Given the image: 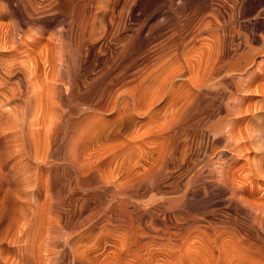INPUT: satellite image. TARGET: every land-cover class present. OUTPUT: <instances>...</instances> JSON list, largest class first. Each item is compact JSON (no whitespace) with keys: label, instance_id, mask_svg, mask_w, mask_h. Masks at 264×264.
<instances>
[{"label":"rangeland","instance_id":"1","mask_svg":"<svg viewBox=\"0 0 264 264\" xmlns=\"http://www.w3.org/2000/svg\"><path fill=\"white\" fill-rule=\"evenodd\" d=\"M263 112L264 0H0V264H264Z\"/></svg>","mask_w":264,"mask_h":264},{"label":"bare ground","instance_id":"2","mask_svg":"<svg viewBox=\"0 0 264 264\" xmlns=\"http://www.w3.org/2000/svg\"><path fill=\"white\" fill-rule=\"evenodd\" d=\"M216 74V72H215V69H214V67L213 68H211L210 69V72L208 73V75H206V77H204L203 78V80L205 81H203L204 83H206V81L207 80H211L212 78H214V75ZM226 78H227V76H226ZM212 82V81H211ZM203 83V84H204ZM203 84H201V85H203ZM211 84V83H210ZM215 84V83H214ZM167 85H168V83H167ZM200 85V86H201ZM207 85V84H206ZM214 86V85H213ZM203 87V86H202ZM211 88V87H210ZM239 88V87H238ZM250 88V87H249ZM200 89V88H199ZM244 90H245V88H244ZM237 91V90H236ZM234 95V94H233ZM231 96H232V94H231ZM10 98V97H9ZM196 100H197V98H196ZM196 100H195V103H196ZM198 101V100H197ZM242 101V100H241ZM99 105V104H98ZM196 105V104H195ZM194 106V105H193ZM99 107V106H97L96 104H94V105H90L87 109L88 110H96L97 108ZM151 107V106H150ZM222 107V106H221ZM220 107V108H221ZM103 108V107H102ZM101 107L99 108V109H102ZM194 108H195V106H194ZM190 110V109H189ZM188 110V111H189ZM193 110V109H192ZM192 110H191V112H192ZM221 110L222 111H225L226 112V115L225 116H222V117H220L218 120H217V122H216V124L215 125H213V124H211L210 126H209V129H210V131H211V133L213 132L214 134H219V136H220V133H222L224 130H228L229 132V134L228 133H226L228 136H230L231 138H233L235 135H236V129H237V127H238V125H239V122L241 123V120L243 119L242 117H240V116H238L237 115V113L240 115L241 113H244V112H241V104H240V102H238V100H237V102H228L227 104H226V106L224 105V107H222L221 108ZM245 110V109H244ZM197 112H196V114H198L199 115V113H200V115H205L204 117H210V113H209V115H208V112H210V110L209 109H206V110H196ZM94 112H97V111H94ZM98 112H100V111H98ZM150 112V111H149ZM186 113H188V112H186ZM250 113V112H249ZM264 113V112H263ZM97 114V113H96ZM95 114V115H96ZM185 114V113H184ZM191 114V113H190ZM195 114V115H196ZM237 116H236V115ZM244 114H246V113H244ZM94 115V113H93V116H95ZM187 115V114H186ZM253 116H261V115H255V114H252ZM187 116H189V115H187ZM186 116V117H187ZM193 116V115H192ZM191 116V117H192ZM90 117H91V115H90ZM185 117V115L182 117V119ZM120 118V117H119ZM121 118H122V116H121ZM250 118V117H249ZM123 120V119H122ZM186 120V119H185ZM184 120V121H185ZM117 121V120H116ZM119 121V120H118ZM187 121V120H186ZM189 121V120H188ZM124 123H125V121H123ZM249 122V121H248ZM252 122V121H251ZM114 123H115V121H114ZM122 123V122H121ZM185 123V122H184ZM188 123V122H187ZM247 123V122H246ZM254 123H255V119H254ZM118 123H116V125H117ZM256 125H252L250 128H251V130H253L252 132H247V135H246V138L248 139V141H245L244 143H243V141H242V143H240V144H237V142H235L234 144H235V152H238V153H240L241 154V156H245V154H243L244 153V151L246 150V149H248L249 147L250 148H252L250 145H252V146H254V148H256V149H258L259 151H260V162H263V160H264V115L258 120V121H256V123H255ZM114 125V124H113ZM119 125V124H118ZM118 125L116 126V127H114V129L116 130V132H117V128H118ZM121 125H123V124H121ZM213 125V126H212ZM113 128V127H112ZM112 128H111V130H112ZM122 128V127H121ZM183 128V127H182ZM249 128V127H248ZM114 130V131H115ZM122 130V129H121ZM250 130V129H249ZM250 130V131H251ZM120 131V130H119ZM118 131V132H119ZM246 131V130H245ZM224 132H226V131H224ZM223 132V133H224ZM246 133V132H245ZM225 134V133H224ZM223 134V135H224ZM225 134V135H226ZM28 135V134H27ZM111 135H113V133L111 134ZM115 135V134H114ZM118 135V134H117ZM242 135V134H241ZM240 135V136H241ZM227 136V137H228ZM236 137V136H235ZM218 138V137H217ZM231 138H230V140H231ZM240 138V137H239ZM238 138V139H239ZM242 138V137H241ZM228 139H229V137H228ZM236 139V138H235ZM243 139V138H242ZM24 141V140H23ZM230 143V142H229ZM234 153V152H233ZM238 155V154H237ZM235 156V155H234ZM245 162H244V165H247L248 166V168H250V169H252L251 167V160L249 159V158H246L245 157V160H244ZM264 166V165H263ZM211 169V168H210ZM201 173V172H200ZM212 175V174H211ZM226 175V174H225ZM209 176V175H208ZM227 177V176H226ZM237 177V176H236ZM236 177H234V178H236ZM239 177H241V176H239ZM239 177H237V178H239ZM208 178V177H207ZM202 179V178H201ZM204 179V178H203ZM211 179V178H210ZM225 179V178H224ZM223 179V180H224ZM227 179H228V177H227ZM226 179V180H227ZM239 179H241V178H239ZM225 180V181H226ZM228 180H230L231 182H232V180L229 178ZM235 180V179H234ZM208 181V180H207ZM244 181V178L243 179H241V182H243ZM227 182V181H226ZM231 182H230V187H227L226 185V187H227V189H228V192H230V194L229 195H231V198H229L230 200V202L231 203H234L237 207H238V209H239V211L242 213V214H244L246 217H248V218H251L252 219V221H253V224L255 225H257V226H259V227H261V230H262V228H263V221H262V219L263 218H261L263 215H262V212H263V214H264V207H263V205H261V203H259V202H256V201H252L251 199H252V195H251V193H249V192H247V190L241 185H236V183L235 184H231ZM240 182V181H239ZM212 183V182H211ZM211 183H206V181H205V184H207L208 185V187L209 186H212V184ZM241 184V183H240ZM215 187V186H214ZM225 187V188H226ZM227 191V190H226ZM170 205H172L171 203H170ZM165 209H166V211H172L174 214H175V212L176 211H178L174 206H165ZM237 209V210H238ZM262 215V216H261ZM186 219V218H185ZM264 220V219H263ZM257 230V229H256ZM231 264H249V263H246V262H244V261H238V262H233V263H231ZM253 264H260V263H253Z\"/></svg>","mask_w":264,"mask_h":264}]
</instances>
